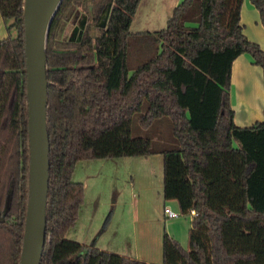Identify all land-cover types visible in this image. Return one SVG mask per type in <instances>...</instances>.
Segmentation results:
<instances>
[{"label": "trees", "instance_id": "16d2710c", "mask_svg": "<svg viewBox=\"0 0 264 264\" xmlns=\"http://www.w3.org/2000/svg\"><path fill=\"white\" fill-rule=\"evenodd\" d=\"M139 2L62 0L49 27L50 177L41 264H158L66 236L85 195L84 183L73 179L77 162L120 155L130 132L125 123L137 134L136 119L143 130L170 122L173 146L151 142L143 153L164 154L165 199L177 200L182 214L197 211L187 248L164 233L161 264H264V120L237 125L231 103L240 54L249 52L264 71V50L241 23L243 0L181 1L165 28L145 33L156 52L132 65L130 25ZM252 2L264 25V0ZM73 4H85L93 22L81 37L61 39ZM24 5L0 0L8 29L0 37V264H19L28 203Z\"/></svg>", "mask_w": 264, "mask_h": 264}, {"label": "rangeland", "instance_id": "374dc122", "mask_svg": "<svg viewBox=\"0 0 264 264\" xmlns=\"http://www.w3.org/2000/svg\"><path fill=\"white\" fill-rule=\"evenodd\" d=\"M85 2L88 4L87 6L91 5L90 0H85ZM90 16V13L85 10V4L71 5L64 15L58 36L61 39L76 38L81 29H83L81 23L85 27L89 20L93 22ZM2 21L0 16V37H5L8 34V29L7 25ZM11 22L9 21V23ZM11 32L16 34L15 29H12ZM142 40L143 38L138 36L133 37L131 40L132 54L130 63L132 65L142 62V59H134L133 56L134 53L140 50L139 43ZM145 41L149 44L152 43L154 46L152 38H147ZM246 110L248 111L249 109ZM257 110L255 112L253 110V113L256 115L258 113L264 114V105H260ZM246 112H244V116L247 114ZM137 117L138 115H136ZM254 119L253 123L257 121L256 117ZM248 120L250 121L249 118ZM127 122L130 123L131 121ZM135 124L134 132L143 131L144 134L148 133L152 138H147L152 142L153 147L173 146V142L177 141L172 133L170 122L167 125L159 123L163 124L160 126L155 124L149 130H143L137 123V119ZM249 124H252V122ZM130 161V156H127L126 159L123 156H94L81 158L77 162L73 179L84 183L85 195L76 224L66 233L68 238L86 244H91L95 241L97 247L99 246L105 250H115L112 252L125 255L141 253L142 256L152 257V253L156 254L153 244L150 245L149 241L140 237V225L148 222L149 224L147 223V225L151 227L156 220L154 212L158 214L160 209L164 207L163 205L161 207L152 205L149 208V212L142 213L140 202H136L135 198L139 192L136 186L138 185L139 173L134 171ZM144 176L142 177L143 179ZM149 178L148 175L145 177L147 184ZM133 181L135 188H133ZM166 201H170V199ZM166 205L178 211L181 215L177 220H173L172 223L168 220L161 221L162 232L163 234L168 232L184 248H187L193 216L191 214H182L180 207L175 208L168 205V203ZM154 209L158 210L154 211ZM150 230L153 231L152 228Z\"/></svg>", "mask_w": 264, "mask_h": 264}, {"label": "crops", "instance_id": "0c3cea01", "mask_svg": "<svg viewBox=\"0 0 264 264\" xmlns=\"http://www.w3.org/2000/svg\"><path fill=\"white\" fill-rule=\"evenodd\" d=\"M181 1L183 0H140L130 25V30L135 35L134 37L138 36L143 38L139 43L140 50L133 54L134 59L144 60L156 52L157 43L153 41V46L152 43L149 44L146 42L145 39L150 37L145 33L165 28L174 7ZM2 20V22L7 25L3 18ZM241 23L243 24L244 32L247 37L259 43L264 50V25L261 21L259 10L252 0H243L241 6ZM231 103L235 110L234 121L237 125H251L249 123L252 122L253 124L255 117L257 120H264V114L258 113L256 115L253 113V110L255 112V110L260 108V105H264V71L261 65L255 63L253 56L249 52H243L233 61ZM246 109L249 110L247 111ZM244 112L247 113L245 116ZM126 126L130 129L129 137L124 142L121 154L117 156H123L124 159L130 156V162H132L134 171L139 173V178L137 179L138 185H136L139 192L138 196L135 198L136 202H140L142 213L149 212V208L152 205L158 207L163 205V207H165L168 203L170 206L179 208L177 200L166 201L164 197V154L162 152L143 153L145 149L149 148L151 141L140 131L134 134L132 132L131 122H126ZM139 141H143L144 144L140 147V150L137 151L136 144ZM96 157H111V155ZM143 175H145L144 179L142 178ZM147 175L150 177L148 179V184L145 179ZM134 186L135 183L133 181V188H135ZM156 210L154 209V211ZM154 217L156 220L151 227L147 225L148 222L140 225L139 234L142 239L149 241L150 245L153 244L156 254L152 253V257L142 256L141 253H133L129 254V256L161 264L163 263L162 247L164 235L161 221L168 220L172 223L173 220H177L178 217H167L164 213V208L160 209L158 214L154 212ZM151 228L153 231L150 230ZM89 245L97 246L95 241ZM109 251L115 250L109 249Z\"/></svg>", "mask_w": 264, "mask_h": 264}, {"label": "water", "instance_id": "95a60500", "mask_svg": "<svg viewBox=\"0 0 264 264\" xmlns=\"http://www.w3.org/2000/svg\"><path fill=\"white\" fill-rule=\"evenodd\" d=\"M62 0H25L24 35L28 100V203L19 264H41L47 235L50 138L47 121V33ZM112 2L100 26H106ZM82 28L84 24L81 23ZM83 29L79 33L81 37ZM73 39V38H70Z\"/></svg>", "mask_w": 264, "mask_h": 264}, {"label": "built area", "instance_id": "2783aa9c", "mask_svg": "<svg viewBox=\"0 0 264 264\" xmlns=\"http://www.w3.org/2000/svg\"><path fill=\"white\" fill-rule=\"evenodd\" d=\"M164 213L167 217H170V218L179 217L181 215V213H179L178 211L172 209L171 207H169L167 205H165V207H164ZM189 214L196 215L197 214L196 209L191 208L189 210Z\"/></svg>", "mask_w": 264, "mask_h": 264}, {"label": "flooded vegetation", "instance_id": "af4514ba", "mask_svg": "<svg viewBox=\"0 0 264 264\" xmlns=\"http://www.w3.org/2000/svg\"><path fill=\"white\" fill-rule=\"evenodd\" d=\"M79 36V35H78Z\"/></svg>", "mask_w": 264, "mask_h": 264}]
</instances>
